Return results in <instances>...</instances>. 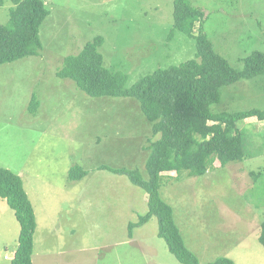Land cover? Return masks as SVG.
I'll list each match as a JSON object with an SVG mask.
<instances>
[{
    "label": "rangeland",
    "instance_id": "obj_1",
    "mask_svg": "<svg viewBox=\"0 0 264 264\" xmlns=\"http://www.w3.org/2000/svg\"><path fill=\"white\" fill-rule=\"evenodd\" d=\"M43 48L0 65V168L22 178L36 228L33 253L40 264H180L157 234V220L134 226L147 211L146 193L126 175L100 165L137 169L155 140L133 97H92L56 71L96 37L103 64L128 83L156 68L196 54L195 41L173 30V0H44ZM205 14L203 30L216 53L236 69L254 51L264 53V0H189ZM9 1L0 5V23ZM199 25V23H196ZM196 32V31H195ZM194 32V34H196ZM35 96L38 106L29 110ZM215 111L264 110V76L221 88ZM244 157L200 176L163 172L160 194L198 264L229 257L235 264H264L258 240L264 218V121L239 122ZM81 166L86 175L69 180ZM19 226L0 198V264H11ZM4 256V257H3ZM65 258H69L68 261Z\"/></svg>",
    "mask_w": 264,
    "mask_h": 264
},
{
    "label": "trees",
    "instance_id": "obj_2",
    "mask_svg": "<svg viewBox=\"0 0 264 264\" xmlns=\"http://www.w3.org/2000/svg\"><path fill=\"white\" fill-rule=\"evenodd\" d=\"M9 1V16L0 23V65L25 56L39 55L43 44L40 25L50 11L44 0ZM205 14L189 0H173V30L192 37L196 54L179 64L156 68L132 83L119 70L103 64L98 47L101 38L87 42L79 52L64 57L57 76L72 80L76 87L92 97H133L151 124L155 140H149L145 162L147 179L137 169L100 165L99 169L126 175L130 182L147 195V211L138 221L128 225L130 235L134 226L157 220V234L180 264H198L175 223L173 209L160 194L163 172H187L200 176L213 167L215 161L225 165L244 157L239 122L250 117L264 121V110L258 108L215 111L211 106L220 100L221 88L242 79L264 76V53L254 51L244 58L242 69L232 67L216 53L203 30ZM199 23V25H196ZM196 31V32H195ZM194 32L196 34H194ZM33 96L29 110H36ZM86 171L75 164L69 168V180H80ZM0 198L13 210L19 226L17 245L11 264H32L33 237L36 217L22 178L7 168H0ZM258 240L264 247V218ZM209 264H235L229 257H217Z\"/></svg>",
    "mask_w": 264,
    "mask_h": 264
},
{
    "label": "crops",
    "instance_id": "obj_3",
    "mask_svg": "<svg viewBox=\"0 0 264 264\" xmlns=\"http://www.w3.org/2000/svg\"><path fill=\"white\" fill-rule=\"evenodd\" d=\"M65 260L68 261L69 258H65ZM40 263H42L41 258H39L38 253L34 251V254H32V264H40Z\"/></svg>",
    "mask_w": 264,
    "mask_h": 264
}]
</instances>
